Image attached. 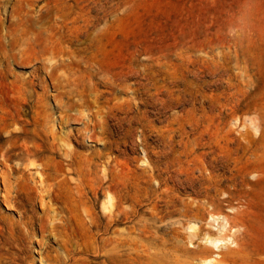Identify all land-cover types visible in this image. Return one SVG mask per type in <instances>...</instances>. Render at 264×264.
<instances>
[{
	"label": "rangeland",
	"instance_id": "rangeland-1",
	"mask_svg": "<svg viewBox=\"0 0 264 264\" xmlns=\"http://www.w3.org/2000/svg\"><path fill=\"white\" fill-rule=\"evenodd\" d=\"M187 78L215 83L159 113ZM115 159L143 216L116 249L92 196ZM191 220L230 263L264 240V0H0V262L198 264Z\"/></svg>",
	"mask_w": 264,
	"mask_h": 264
},
{
	"label": "bare ground",
	"instance_id": "bare-ground-1",
	"mask_svg": "<svg viewBox=\"0 0 264 264\" xmlns=\"http://www.w3.org/2000/svg\"><path fill=\"white\" fill-rule=\"evenodd\" d=\"M214 83H215V80H213V79L202 78V80H200L198 82L197 79L187 78V79H184V88H180L179 83L177 81L174 82L173 87H169V86L164 85L165 89H167L166 93H167L168 97L167 98L166 97H158L155 100V103L158 102L160 104L159 110L158 109L157 110L159 113H161V112L165 113V111L167 109L175 107L177 105L184 104L186 102L191 103L193 106H195L196 99H197V87L199 85L209 86V85H212ZM176 86H179L178 87L179 92H177V93L175 92ZM193 89H195V90H193ZM188 90H190V93H191L190 98H188L187 94H186V92ZM159 135L161 136V138L164 140L165 143H167L168 137L171 138V134H170L169 129L161 130L159 132ZM108 164H110L111 169H112L110 174H105V172H104L103 174L99 175L97 173L98 171L96 172L97 174L95 173L98 180H97L95 187H93V189H92V196H93L94 203L98 202V199H99L101 194L105 195L107 198L106 201H104L105 202L104 203V212L101 214V216L105 222L106 232L109 233V232L113 231V233L116 234L115 237L108 236L106 238V244H111V243L115 242V245L113 248L116 249L120 245H122V243H123L122 237H121L122 232L116 226H118L124 220H130L132 223L138 224V221H140L139 217L142 215H141L140 210L137 208V206H134L131 209H127L124 207V201L125 200H124L123 188L121 186L126 187L129 184V175L126 172V168L123 166L124 164L123 163L120 164V162L116 159L111 160ZM102 171H105V170H102ZM147 172L149 173L148 174L149 180L147 178H145L146 175L145 176L141 175V177L145 178L149 182H150V180L151 181L153 180L152 182H154V179H155V180H157L159 185H161V183L165 182V180H166L164 177H162V179H159L158 178L159 174H156L154 171L150 172L147 170L146 173H144V174H147ZM148 181H146V182H148ZM81 192H82V189H81ZM115 194H116V197H115ZM126 197H127V195H126ZM158 197L161 199L164 198L165 197L164 191H161L160 194L158 195ZM208 207H210V206H208ZM159 208L160 207L158 206V204L156 202L153 203V206L151 207V210H153V212H150V217H148L149 220H153L155 218H160V217L162 219H164L163 216H161V215L158 216V214H160L159 212L162 211V210L159 211ZM49 211H47V212H49ZM210 215L214 216L213 213H210ZM217 215L220 219L221 216L219 214H217ZM49 217H47V219ZM224 217H225V215H224ZM223 218H221V219L223 220ZM225 219H226V217H225ZM189 222L190 223L188 224V228L190 231L189 232L190 236H192V237L198 236L199 238L201 237V240L203 241V247H202V249H198V247L197 248H191L189 246L191 249H189V248H186V249L190 252H193V251L195 252L196 249L199 250L198 252H207L208 253L210 250H212V252H213L212 254L210 253L209 255L201 257L197 261L198 264H215L216 262L218 264H264V240L258 239L255 236L252 228H248L246 230L247 232H245L247 234L246 235L247 237L245 236L246 237V243L245 244L248 246L246 249H244L242 247V244H240L239 242L233 241V240L231 241V243H233L234 246L232 244L229 247V255L232 254L234 256V259H233V262L230 263L227 259L221 260V258H219L220 253H217V252H220V251L216 252V250H219L222 247V244L224 243L223 241H225L224 240L225 238L223 239V238L218 237V236H212L211 234H209L210 232L209 233L208 232L203 233V230H202V232L201 231L198 232L196 221L192 222V220H191ZM140 227H139V229H140ZM139 231H141V230H139ZM147 232H149V231H147ZM152 232H155V231H152ZM154 234H151V235H154ZM201 234H203V235H201ZM227 241H230V239H228ZM225 243L227 245L229 244L226 241H225ZM140 255L141 254H139V256ZM255 255H258V257H255ZM105 257H106V260H104V261H106L108 264H118V262H119V260L117 262L118 256H116L114 254H111V253L106 254ZM0 264H2V262H0Z\"/></svg>",
	"mask_w": 264,
	"mask_h": 264
}]
</instances>
